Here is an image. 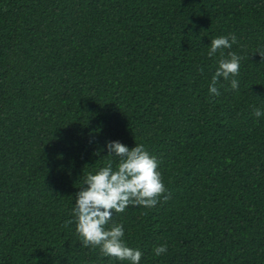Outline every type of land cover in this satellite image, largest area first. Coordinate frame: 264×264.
<instances>
[{"label":"trees","instance_id":"16d2710c","mask_svg":"<svg viewBox=\"0 0 264 264\" xmlns=\"http://www.w3.org/2000/svg\"><path fill=\"white\" fill-rule=\"evenodd\" d=\"M230 35L239 89L211 96L208 46ZM255 108L264 0H0V264H128L85 247L72 214L108 141L143 144L167 188L114 214L141 264H264Z\"/></svg>","mask_w":264,"mask_h":264},{"label":"clouds","instance_id":"9594fccd","mask_svg":"<svg viewBox=\"0 0 264 264\" xmlns=\"http://www.w3.org/2000/svg\"><path fill=\"white\" fill-rule=\"evenodd\" d=\"M236 43L235 35L220 36L211 40L208 56L220 52L218 67L212 76L208 91L211 96H219L217 87L221 78L230 80L231 89H239V75L242 57L228 52L225 57L222 49H231ZM254 115L264 116V109L255 108ZM107 162L89 172L83 186L76 194L72 214L76 231L85 247H98L105 257L128 264H141L143 252L130 247L125 240V228L113 219L115 213H123L129 206L152 208L162 194L167 192L159 169V160L143 144L129 148L120 141L106 144ZM99 155V153H97ZM73 221H69L71 223ZM156 256L167 252L166 245L153 249Z\"/></svg>","mask_w":264,"mask_h":264}]
</instances>
